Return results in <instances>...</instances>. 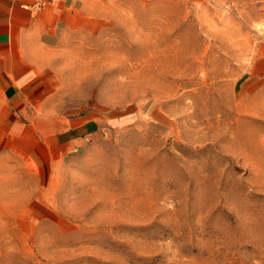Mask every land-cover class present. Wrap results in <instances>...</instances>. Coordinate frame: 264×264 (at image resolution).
<instances>
[{"label":"rangeland","instance_id":"374dc122","mask_svg":"<svg viewBox=\"0 0 264 264\" xmlns=\"http://www.w3.org/2000/svg\"><path fill=\"white\" fill-rule=\"evenodd\" d=\"M95 2L60 85L106 128L0 211V264H264V0Z\"/></svg>","mask_w":264,"mask_h":264},{"label":"crops","instance_id":"0c3cea01","mask_svg":"<svg viewBox=\"0 0 264 264\" xmlns=\"http://www.w3.org/2000/svg\"><path fill=\"white\" fill-rule=\"evenodd\" d=\"M94 2L52 0L33 15L28 0H0V211L43 210L52 174L106 128L102 112L66 102L74 96L60 85L63 44ZM261 47L251 74L264 80Z\"/></svg>","mask_w":264,"mask_h":264},{"label":"built area","instance_id":"2783aa9c","mask_svg":"<svg viewBox=\"0 0 264 264\" xmlns=\"http://www.w3.org/2000/svg\"><path fill=\"white\" fill-rule=\"evenodd\" d=\"M52 0H28L23 7L28 9L33 15L45 10Z\"/></svg>","mask_w":264,"mask_h":264}]
</instances>
